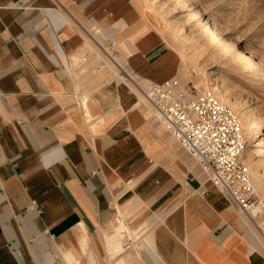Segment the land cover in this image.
I'll use <instances>...</instances> for the list:
<instances>
[{
  "label": "crops",
  "instance_id": "obj_1",
  "mask_svg": "<svg viewBox=\"0 0 264 264\" xmlns=\"http://www.w3.org/2000/svg\"><path fill=\"white\" fill-rule=\"evenodd\" d=\"M133 1L0 0V264H264L253 225L91 39L133 36L132 70L165 82L162 44L126 33ZM202 187L192 220L162 207ZM120 222L133 240L112 259Z\"/></svg>",
  "mask_w": 264,
  "mask_h": 264
},
{
  "label": "rangeland",
  "instance_id": "obj_2",
  "mask_svg": "<svg viewBox=\"0 0 264 264\" xmlns=\"http://www.w3.org/2000/svg\"><path fill=\"white\" fill-rule=\"evenodd\" d=\"M132 4L138 22L130 26L131 31L125 29L126 33L142 36L147 32L153 47L162 44L165 48L167 56L157 74L167 75L165 81L175 80L184 92L194 81L203 90L224 95L222 102L240 117L247 140L243 161L250 167L262 211L254 218L259 225L264 215V0H134ZM194 5L199 7L200 16L190 11ZM120 38L129 46L133 36L115 40L125 58L126 51L118 45ZM142 41L143 50L153 48L147 38ZM134 73L138 80L153 82ZM259 143L262 145L256 148ZM193 199L204 200L199 191L185 192L181 200L173 196L162 207L179 204L190 221L188 204ZM251 229L262 239L259 229Z\"/></svg>",
  "mask_w": 264,
  "mask_h": 264
},
{
  "label": "built area",
  "instance_id": "obj_3",
  "mask_svg": "<svg viewBox=\"0 0 264 264\" xmlns=\"http://www.w3.org/2000/svg\"><path fill=\"white\" fill-rule=\"evenodd\" d=\"M91 39L103 56L104 65L114 68L123 83L131 82L142 93L155 121L201 168L206 183L242 213L250 214L259 202L250 167L243 161L247 140L238 114L219 101L213 91L203 90L194 81L184 92L175 80L160 84L138 80L115 41L103 38L102 45ZM200 193L206 196L209 191L202 187ZM258 229L264 241V215Z\"/></svg>",
  "mask_w": 264,
  "mask_h": 264
},
{
  "label": "bare ground",
  "instance_id": "obj_4",
  "mask_svg": "<svg viewBox=\"0 0 264 264\" xmlns=\"http://www.w3.org/2000/svg\"><path fill=\"white\" fill-rule=\"evenodd\" d=\"M190 11L191 12H195L196 11L199 16L201 15L200 9L196 5H194L193 6V9H191ZM208 23L211 24V25H213V27H214V29H215L216 32H218L219 34H222V31H221L220 27H218V25L214 24L213 21L210 18H208ZM117 77H118L119 81L123 82L121 80V78H120V76H119L118 73H117ZM125 83H128L130 86H132L136 90V92L138 93V95L142 98L143 102L148 106V104L145 101L142 93L139 90H137L135 88V86H133V84L131 82L126 81ZM214 90L217 91L216 88ZM216 96H217V94H216ZM217 98L219 99V101L222 102V100L224 99V95H221L220 94L219 97L217 96ZM251 128H254V126H252ZM261 145H262V143H259L256 146V148H258ZM255 190H256V188H255ZM260 211H261V209H259V205H258L255 209H253L250 212V214H244L241 211L240 212H241V214L243 215V217L245 219L249 220V222L253 225L254 229L258 230V226L259 225H257L255 223L254 218H256L258 216V214H259ZM131 240H133V236H132V233H131L130 229L124 223L120 222L119 225L116 228V231L112 234V236H110L108 238V241H107L106 247H107V251L109 253L110 258L114 259L117 256H120L121 254H123L127 249H129L131 247V244H130L131 243ZM263 243H264V241H263ZM133 247L137 249L136 244H134Z\"/></svg>",
  "mask_w": 264,
  "mask_h": 264
}]
</instances>
